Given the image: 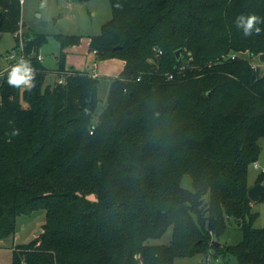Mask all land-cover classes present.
Segmentation results:
<instances>
[{
	"label": "trees",
	"instance_id": "obj_1",
	"mask_svg": "<svg viewBox=\"0 0 264 264\" xmlns=\"http://www.w3.org/2000/svg\"><path fill=\"white\" fill-rule=\"evenodd\" d=\"M110 6L112 17L89 49L98 62L124 61L119 76L70 68L66 84L45 86L49 74L67 69L64 50L81 37L56 36L62 54L59 69L50 71L37 59L47 37L27 34L35 87H10L6 79L0 88V242L15 237L20 216L46 212L43 232L16 246L12 264H118L115 255L126 249L153 264L211 251L212 261L264 264V228L254 227L248 196V170L264 138V76L246 61L224 59L249 51L264 62V31L245 37L235 24L241 14L264 20V0ZM22 10L21 0H0V35L13 34L16 46ZM155 48L163 51L161 70L149 62ZM184 60L190 63L180 71ZM101 79L110 80V91L95 119L87 103L96 100ZM186 174L194 192L181 186ZM226 217L236 219L243 240L217 247ZM173 224L172 247L145 245Z\"/></svg>",
	"mask_w": 264,
	"mask_h": 264
},
{
	"label": "rangeland",
	"instance_id": "obj_2",
	"mask_svg": "<svg viewBox=\"0 0 264 264\" xmlns=\"http://www.w3.org/2000/svg\"><path fill=\"white\" fill-rule=\"evenodd\" d=\"M22 36L28 34L34 36H46L47 42L41 46L39 54L44 59V65L50 70L59 69V58L61 57V43L56 38L57 35H71L81 37L80 44L72 50H64L66 59L72 62V65L76 70L82 68L86 64V50L88 47V40L97 36L101 32L102 26L108 22L112 17V11L110 6V0H23L22 2ZM68 19L72 26L69 32L64 30L60 24V20ZM21 36V35H20ZM16 39L13 34L3 33L0 35V69L6 67L7 62L4 56L7 52L16 47ZM74 52V53H68ZM91 57V56H90ZM230 58H236L234 62L238 64L240 61H246L254 69L258 70L261 76H264V62L260 59V56L251 54L249 51L240 52L234 55V53L227 54L224 57L228 61ZM226 61V62H227ZM100 62V61H99ZM149 62L156 65V68L161 70L163 65V58L158 56L153 51V56L149 58ZM190 62L184 60L179 66L180 71L188 67ZM228 63V62H227ZM238 67L235 68L237 70ZM92 71V68L88 69ZM195 71L193 70V73ZM56 78L53 74H49L46 77L45 86H53ZM110 91V80L101 79L100 89L96 100L90 99L87 103L89 106L91 100L93 101V117L99 119L100 114L107 105L108 95ZM1 103V97H0ZM23 107L26 104L23 103ZM259 145L262 147V152L257 162L261 166L264 165V138L259 139ZM248 189L259 184L264 183V177L258 169H254V164H251L248 170ZM181 186L184 189L194 192L195 188L193 179L190 174L184 175ZM96 195L90 196L91 200H96ZM202 213L204 217H208L211 213V204L209 196L202 198ZM251 213L254 216H258L254 222V227L257 229L264 228V202H252ZM106 217V215H105ZM129 219V218H126ZM175 220H183L179 214L176 213ZM192 219L198 223V218L194 216ZM228 221V229L217 240L221 243V246L236 245L243 240V232L237 224L236 219L226 217ZM46 223V212L41 210L31 215L20 216L17 220V229L15 237L8 238L7 240L0 242V247L6 246V248H0V264H12L13 253L12 250L16 246L29 244L36 239L43 232V227ZM198 225V224H197ZM174 231V224L168 227L165 235L156 240H149L145 245H161L164 248L172 247V235ZM211 255H217L215 251L209 252L208 256L197 255L189 258L180 256L175 258L168 264H208ZM115 259L118 264H153L150 257L144 252L129 253L126 251L120 252L115 255ZM230 264H237L236 258L232 257L229 260ZM92 264V263H90ZM209 264H215L213 262Z\"/></svg>",
	"mask_w": 264,
	"mask_h": 264
},
{
	"label": "clouds",
	"instance_id": "obj_3",
	"mask_svg": "<svg viewBox=\"0 0 264 264\" xmlns=\"http://www.w3.org/2000/svg\"><path fill=\"white\" fill-rule=\"evenodd\" d=\"M119 7V5H117ZM236 27L242 30L245 37L253 34L260 35L264 29L258 25L264 24L259 16L255 14L239 15L235 21ZM36 72L27 60L20 59L7 70V84L14 88H24L31 91L35 87ZM19 130H14L12 135H18Z\"/></svg>",
	"mask_w": 264,
	"mask_h": 264
},
{
	"label": "built area",
	"instance_id": "obj_4",
	"mask_svg": "<svg viewBox=\"0 0 264 264\" xmlns=\"http://www.w3.org/2000/svg\"><path fill=\"white\" fill-rule=\"evenodd\" d=\"M21 2H23V0H21ZM21 35V36H20ZM17 36H19V45L16 46L14 49H12L11 51L7 52L4 56V59L7 62L6 67H4L3 69H0V88L3 84V82L7 79V70L10 69V67L17 63L20 59H24L27 60L29 62V64L32 66V58L35 56V54H31L28 55L25 51V47H24V43L26 40H24L23 36H22V29L19 31V33L17 34ZM156 55L158 56H162L163 55V51L159 48H155L154 49ZM95 56H96V51L92 52ZM235 55V54H234ZM42 56L40 54H38L37 59L40 61H42ZM97 64V62L95 61L93 64V67H95ZM33 67V66H32ZM34 68V67H33ZM36 72V71H35ZM70 72L68 69H66L64 72L59 73L57 76L55 75L56 78V82L58 84L64 85L67 83L68 77L70 76ZM94 77H97L96 75H93ZM171 78V77H170ZM21 89L23 90L24 88L21 87ZM254 169H258L261 171L262 174H264V165L261 166L259 164V162H254ZM215 263V264H226L224 262H221L220 260H216V261H212L209 258V263ZM208 263V264H209Z\"/></svg>",
	"mask_w": 264,
	"mask_h": 264
},
{
	"label": "crops",
	"instance_id": "obj_5",
	"mask_svg": "<svg viewBox=\"0 0 264 264\" xmlns=\"http://www.w3.org/2000/svg\"><path fill=\"white\" fill-rule=\"evenodd\" d=\"M89 43H90V39L87 42L88 47H87V50H86V53H85L86 56H87L86 64H85L84 67L79 68L77 71H86V72L90 73L91 75H96L97 77H106V78L117 77L123 72L124 67H125V62L124 61H122L120 59L118 60L117 58H113V59H107V60H102V61L98 62L96 60V56L89 49V46H90ZM76 47L77 46L69 47L66 50H72V49H74ZM68 53H74V52L68 51ZM43 61H44V59L42 58V62ZM95 61L97 62V64H96L95 67H93V64H94ZM66 66H67V69H70V68H74L75 69V67L72 65V62L70 63V61L68 59H66ZM90 68H92V71L89 72L88 69H90ZM0 248H6V246H2ZM12 253H13V250H12ZM12 260H13V258H12Z\"/></svg>",
	"mask_w": 264,
	"mask_h": 264
},
{
	"label": "water",
	"instance_id": "obj_6",
	"mask_svg": "<svg viewBox=\"0 0 264 264\" xmlns=\"http://www.w3.org/2000/svg\"><path fill=\"white\" fill-rule=\"evenodd\" d=\"M60 24L64 30H66L67 32L70 31L72 24L68 19H66V18L61 19ZM180 54H181V51L180 50L177 51V57L178 58H180ZM92 108H93V101L91 100L89 106L87 107V110L89 112H91ZM263 195H264V183H259L255 186L251 187L250 190H248V196L252 202L260 201ZM214 244L217 247H221V243H219L217 241H215Z\"/></svg>",
	"mask_w": 264,
	"mask_h": 264
}]
</instances>
